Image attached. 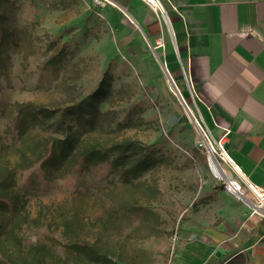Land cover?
Masks as SVG:
<instances>
[{
  "label": "rangeland",
  "instance_id": "obj_1",
  "mask_svg": "<svg viewBox=\"0 0 264 264\" xmlns=\"http://www.w3.org/2000/svg\"><path fill=\"white\" fill-rule=\"evenodd\" d=\"M0 26V170L14 167L23 153L34 157L50 137L72 139L73 151L139 142L124 151L119 169L94 181L86 172L74 188L58 186L55 178L45 190L37 182L20 187L15 176L7 190L18 195L17 211L0 209V253L16 264H175L174 247L205 236L220 192L252 210L212 173L207 155L202 158L205 148L195 143L197 130L158 52L127 49L125 35L115 36L93 0H0ZM99 86L106 93L96 101L93 126L84 122L91 106L64 116ZM186 86L191 97L181 90L182 97L197 113ZM22 103L53 113L34 123L24 119ZM15 116L22 121L12 128ZM216 158L252 198L245 179ZM133 166L136 173L125 171ZM72 173L64 165L53 170L65 179ZM17 230L38 249H21ZM74 240L107 259H90L75 250Z\"/></svg>",
  "mask_w": 264,
  "mask_h": 264
},
{
  "label": "crops",
  "instance_id": "obj_2",
  "mask_svg": "<svg viewBox=\"0 0 264 264\" xmlns=\"http://www.w3.org/2000/svg\"><path fill=\"white\" fill-rule=\"evenodd\" d=\"M160 2L165 15L144 0L95 7L116 37L125 35L127 49L157 51L160 66L191 97L182 66L187 68L193 101L213 136L227 131L231 168L264 187V0ZM220 193L205 236L174 247L175 264H264V218Z\"/></svg>",
  "mask_w": 264,
  "mask_h": 264
},
{
  "label": "trees",
  "instance_id": "obj_3",
  "mask_svg": "<svg viewBox=\"0 0 264 264\" xmlns=\"http://www.w3.org/2000/svg\"><path fill=\"white\" fill-rule=\"evenodd\" d=\"M2 27L0 26V47L3 41ZM106 90L103 86H99L94 92L86 94L80 102L70 108L64 113L72 115H81L82 111L89 108L85 124L91 126L96 122L98 107L96 104L104 96ZM2 97L0 95V101ZM21 107H25L24 119L37 123L51 116L53 113L51 109L36 106L33 103H22ZM21 118L15 116L11 127H16ZM139 142L129 140L113 144L111 146H100L97 144H90L78 151H73L74 143L70 138H55L50 137L41 143V150L33 157L27 153H23L14 167H4L0 170V209L8 210V213L14 214L17 211L18 195L9 194L7 188L15 181L17 176L18 186L26 187L31 182H37L39 190H45L51 185L53 178L56 179L57 185L65 188H74V181L86 172L92 171L93 181L106 176L109 172L117 170L122 166L123 153L131 146ZM117 153L112 156V152ZM202 158L206 160V155L201 154ZM68 167L73 173L70 178L65 179L64 175H54L53 170L61 166ZM137 166L126 168L127 172H137ZM4 230V218L0 216V233ZM49 237L58 239L53 234L49 233ZM14 238L18 246L23 250H37L38 247L34 245L29 238L24 237L20 230L14 232ZM75 250L78 252H85V254L93 260H105L104 256H99L94 253L91 246L86 245L82 240H74L72 243ZM0 260L7 264H16L6 255L0 253ZM222 262V261H221ZM30 264H38V260Z\"/></svg>",
  "mask_w": 264,
  "mask_h": 264
},
{
  "label": "built area",
  "instance_id": "obj_4",
  "mask_svg": "<svg viewBox=\"0 0 264 264\" xmlns=\"http://www.w3.org/2000/svg\"><path fill=\"white\" fill-rule=\"evenodd\" d=\"M144 1H146L151 6L150 2H148L147 0H144ZM157 1H158L160 8L163 10V7H162L160 0H157ZM93 2L97 5L103 6L106 3L112 2V0H93ZM151 3H154V2L151 1ZM182 67H183L184 79L186 80L188 86L190 87V91L193 92V94L195 96L196 94H195L194 90L192 89L187 68L184 66H182ZM165 68H166L165 71L167 72L166 74L168 77L170 87L173 89L175 88V91L178 92L179 94H181V96H182L181 90H180L179 86L176 84V82L174 81V78L172 77L170 71L168 70V68L166 66H165ZM184 100L186 101L185 98H184ZM188 116L192 119L194 126L197 130V137H196L195 143L198 147H202V148L204 147L205 148L206 153L204 152V154L207 155V157H209L210 153H211L213 155V157H215V158L218 155L223 160H226L230 164H232L233 161L229 157V155L226 151V148L224 147V141H225V136H226L227 131L222 133V135H220L218 138H215L211 132V129L207 125L202 113L200 112V110H199V112L195 113L194 110L192 109L191 115H188ZM236 181L238 182V180H236ZM245 181H246L248 189L250 190L251 194L253 195L252 198L249 197V199L252 202L251 205L249 204L250 206H252L251 211L253 213L261 216L262 218H264V187L256 185V184H254L248 180H245ZM238 185H240V183Z\"/></svg>",
  "mask_w": 264,
  "mask_h": 264
},
{
  "label": "bare ground",
  "instance_id": "obj_5",
  "mask_svg": "<svg viewBox=\"0 0 264 264\" xmlns=\"http://www.w3.org/2000/svg\"><path fill=\"white\" fill-rule=\"evenodd\" d=\"M147 1L150 2L153 9H155L157 12H159L160 14L163 15V11L160 8L157 0H151L154 3H151L150 0H147ZM161 64H162V67L164 68V65L162 62H161ZM174 90H175V88H174ZM178 96L180 98V101H181V104L184 108V111H186V113L188 115H191L192 108L190 107V105H188L184 101L181 94L178 93ZM208 165H209V168L211 169V171L214 175H216L219 178L225 179L228 182L227 186L232 193H234L235 195H238L245 203L250 204V205L252 204L251 200L249 199V195L242 190L241 185H238L239 183L236 181V179L228 171H226V169L224 168L225 166L223 167L222 165H220L218 160L215 157H213V155L211 153L209 156ZM239 173L241 174V172H239ZM241 176H242V178L245 179V177L242 174H241Z\"/></svg>",
  "mask_w": 264,
  "mask_h": 264
},
{
  "label": "water",
  "instance_id": "obj_6",
  "mask_svg": "<svg viewBox=\"0 0 264 264\" xmlns=\"http://www.w3.org/2000/svg\"><path fill=\"white\" fill-rule=\"evenodd\" d=\"M163 11V14L165 15V12H164V10H162ZM207 160L209 161V157H207Z\"/></svg>",
  "mask_w": 264,
  "mask_h": 264
}]
</instances>
